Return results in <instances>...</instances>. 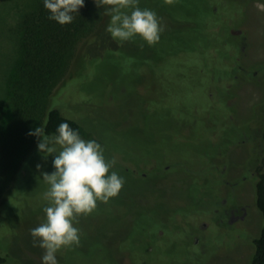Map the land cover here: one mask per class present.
<instances>
[{
  "label": "rangeland",
  "instance_id": "374dc122",
  "mask_svg": "<svg viewBox=\"0 0 264 264\" xmlns=\"http://www.w3.org/2000/svg\"><path fill=\"white\" fill-rule=\"evenodd\" d=\"M35 1L0 0V103L8 99V74L20 56L18 22ZM139 6L157 13L164 26L160 40L119 42L107 22L75 50L76 62L48 99L49 108L60 107L92 133L125 180L118 196L79 216L80 241L60 249L58 262L128 264L119 249L132 254V242L145 233L149 254L137 245L139 254L129 264H249L262 216L249 165L252 145L243 136L251 135L246 121L264 99V73L258 71L264 63V3L139 0ZM181 53L194 57L186 55L183 67L171 66ZM163 70L178 95H162L155 76ZM209 90L211 114L179 121V108L206 105ZM52 159L35 146L2 195L3 264H41L44 250L34 244L31 229L45 220L48 185L42 173L53 171ZM169 161L190 165V173L172 171L173 181L160 184V168ZM159 230L164 234L157 238Z\"/></svg>",
  "mask_w": 264,
  "mask_h": 264
},
{
  "label": "trees",
  "instance_id": "16d2710c",
  "mask_svg": "<svg viewBox=\"0 0 264 264\" xmlns=\"http://www.w3.org/2000/svg\"><path fill=\"white\" fill-rule=\"evenodd\" d=\"M261 1L264 3V0ZM109 6L102 4L98 7L95 0H85L79 13L74 14V20L64 25L49 19V10L44 7L43 0H36L31 8L21 15L17 26L20 56L14 61L12 71L10 70L8 74V99L0 103V200L3 193L14 183L17 174L21 172L24 163L37 146L39 138L29 135L30 129H35L41 124L45 126L46 133H54L62 120H68L71 127L79 130L82 138L94 139L90 131L65 116L60 107L49 108L48 99L66 79L73 61L76 62L75 50L78 49L79 52L80 47L101 33L103 27L110 21V16L105 13V8ZM186 55L194 57L193 53H181L174 57L170 65L183 67L188 60ZM259 66L261 69L258 71L264 73V63ZM167 75V70L161 71L156 74L155 82L158 81L161 85L162 95L167 93L169 96L168 93H177V89H171ZM147 87L144 86L146 91H148ZM212 91L209 90L204 94L206 105L182 103L177 111L178 114H175L178 120L181 122L185 119L198 120L206 112L210 115L211 104L214 101ZM148 103H146L147 109ZM256 106V117L246 121L251 135L243 136L252 145L249 165L255 180V205L262 216L260 233L252 241L253 252L249 264H264V99ZM227 115L226 118L229 120L228 112ZM194 127L196 129L197 124ZM174 143L177 147H184L177 138ZM168 163L170 164L162 165V172L165 171V165H170L167 172L177 173L176 171L182 170L184 175L185 173L189 175L190 172L186 169L191 167L190 165L183 164L177 167L171 161ZM183 174L179 175L183 176ZM133 251L135 252H132V256L138 253L136 249ZM146 252L148 253V249ZM6 259L0 251V264L5 263Z\"/></svg>",
  "mask_w": 264,
  "mask_h": 264
},
{
  "label": "clouds",
  "instance_id": "9594fccd",
  "mask_svg": "<svg viewBox=\"0 0 264 264\" xmlns=\"http://www.w3.org/2000/svg\"><path fill=\"white\" fill-rule=\"evenodd\" d=\"M85 0H43L49 19L64 25L74 20ZM98 7L108 4L110 16L108 32L113 39L126 42L137 36L149 45L161 38L164 26L157 13L141 8L139 0H95ZM38 137L37 149L45 157L53 154V171L43 172L48 188L43 208L44 222L31 229L34 244L42 248L41 264H59L57 252L80 241L76 227L81 215H88L98 202L107 203L119 195L124 177L114 170V161L105 156L104 147L95 139L85 140L79 130L62 120L54 133H46L45 126L29 130ZM37 167H41L37 165Z\"/></svg>",
  "mask_w": 264,
  "mask_h": 264
},
{
  "label": "flooded vegetation",
  "instance_id": "af4514ba",
  "mask_svg": "<svg viewBox=\"0 0 264 264\" xmlns=\"http://www.w3.org/2000/svg\"><path fill=\"white\" fill-rule=\"evenodd\" d=\"M154 165L155 164H153V166L152 167H154ZM171 166L170 165H166V166H164V172H162V170H161V168H160V174H159V177H158V183H160V184H163V182H166V181H168V182H171V181H173V179L171 178V175H170V173L172 174V172H167V170L170 168ZM142 177L143 178H146V177H148L147 176V174H146V172H144V173H142ZM221 200V199H220ZM221 211V210H220ZM164 233L161 231V230H159V231H156V237L157 238H160V236H162ZM150 241V237H149V239H148V237L146 236V234L145 233H143L142 235H140V236H138L137 237V239H135L132 243L134 244V245H138V246H140L141 247V249L140 250H138L139 252L141 251L142 252V254L143 253H146L147 255L149 254V252L147 253L146 252V250L147 249H144V243H146L147 241ZM137 245L135 246V247H133L134 249H132V251H131V253L132 252H135V251H133V250H135L136 249V247H137ZM117 249H119V248H117ZM139 249V248H138ZM120 250V252L123 254V256H124V258H125V260H127L128 261V264L132 261V254H130L129 253V251H125V250H121V249H119ZM151 250V247H148V251H150ZM139 252H138V254H139ZM130 261V262H129Z\"/></svg>",
  "mask_w": 264,
  "mask_h": 264
}]
</instances>
